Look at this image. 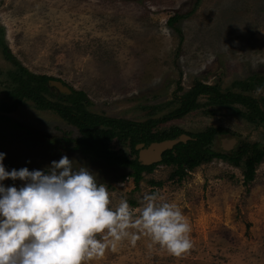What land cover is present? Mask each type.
Returning <instances> with one entry per match:
<instances>
[{
	"label": "rangeland",
	"instance_id": "rangeland-1",
	"mask_svg": "<svg viewBox=\"0 0 264 264\" xmlns=\"http://www.w3.org/2000/svg\"><path fill=\"white\" fill-rule=\"evenodd\" d=\"M191 7L192 0H0V44L30 72L82 90L87 108L108 116L159 118L194 79L221 91H242L232 83L251 75L255 86L243 91L264 98V0H199L176 23L179 36L166 20ZM11 67L0 53V95ZM8 115L30 131L27 140L36 143L33 132L49 140L52 154H9L3 161L7 171L18 162L29 171L47 172L52 161L67 155L74 169L88 168L107 187L113 208L125 199L133 200L135 205H129L136 210L145 195L157 194L176 204L190 222L193 248L187 255L170 256L141 236L134 246L124 241L115 250L107 248L89 264H264V157L247 185L239 168L213 158L178 182L167 178L171 166L156 164L134 188L127 167L73 151L64 138L76 130L56 114L25 101ZM209 125L230 132L215 136L212 146L220 152L222 139L230 137L236 139L230 150L240 138L264 147L261 128L225 106H203L157 127L193 133ZM148 179L161 184L150 186ZM0 183L19 188L24 182Z\"/></svg>",
	"mask_w": 264,
	"mask_h": 264
},
{
	"label": "trees",
	"instance_id": "trees-1",
	"mask_svg": "<svg viewBox=\"0 0 264 264\" xmlns=\"http://www.w3.org/2000/svg\"><path fill=\"white\" fill-rule=\"evenodd\" d=\"M198 2L199 0H192V7L187 12L183 14L176 12L167 18L166 24L177 35L180 36L181 32L176 23L190 15ZM1 44L0 53L12 66L6 71V84L0 95V152L5 153V157L9 154H16L17 158L27 156L29 153L31 157L40 153L52 154L51 145H47L49 140L44 139L45 137L37 132L31 135L37 138L36 143L27 140L30 131L8 115L16 111L25 101H30L35 109L50 111L66 124L74 127L75 135L64 138L66 143H71L73 151L91 160H101L106 164L127 167L129 169L127 175L132 178L134 188H137L142 174L151 172L156 164L171 166L167 178L178 182L194 167L207 163L213 158L221 159L239 168L241 182L244 185L254 179L255 168L264 157V147L258 141L240 138L232 150L221 153L212 146V142L215 136L230 132L220 126L209 125L193 133L174 126H168L167 129L157 127L159 124L181 118L188 112L203 106H225L247 123L259 126L260 134L264 138V98H255L243 91L254 88L253 76L250 75L247 80L232 83L233 86L240 87L242 91L230 89L221 91L215 84L209 85L194 79L187 90L173 97L177 104L163 116L136 121L89 110L87 108L89 100L82 90H75L56 77L30 72L11 54L6 45ZM49 79L61 81L69 87L71 93L66 96L55 95L46 86V81ZM202 96L204 100L201 101ZM181 133L190 136L191 139L184 143L178 142L170 149L163 151L158 163L141 165L137 162L134 149L136 144L142 143L145 146L152 141L174 138ZM42 138L46 141L43 145L37 146ZM16 163H13V167L11 166L13 169L19 170L26 167ZM147 182L150 186L161 184L160 181L153 179H148ZM128 203L131 206L135 205L133 200H128Z\"/></svg>",
	"mask_w": 264,
	"mask_h": 264
},
{
	"label": "clouds",
	"instance_id": "clouds-1",
	"mask_svg": "<svg viewBox=\"0 0 264 264\" xmlns=\"http://www.w3.org/2000/svg\"><path fill=\"white\" fill-rule=\"evenodd\" d=\"M0 152V264H89L124 241L141 236L173 257L193 248L191 225L174 203L145 195L133 210L121 199L113 208L110 193L86 167L74 169L63 155L47 172L27 167L7 171ZM98 237H100L98 239Z\"/></svg>",
	"mask_w": 264,
	"mask_h": 264
},
{
	"label": "water",
	"instance_id": "water-1",
	"mask_svg": "<svg viewBox=\"0 0 264 264\" xmlns=\"http://www.w3.org/2000/svg\"><path fill=\"white\" fill-rule=\"evenodd\" d=\"M46 86L56 95L66 96L71 93L69 87L59 80L49 79L46 81ZM189 139H191L190 136L181 133L174 138L152 141L145 146L142 143H138L134 146V149L137 150V162L141 165H150L153 163H157L160 161L163 151L170 149L178 142L184 143ZM234 142H236V139L234 137H230L228 139L223 138L222 144L224 143L225 145L221 146V153L230 151V149L232 148V143Z\"/></svg>",
	"mask_w": 264,
	"mask_h": 264
},
{
	"label": "flooded vegetation",
	"instance_id": "flooded-vegetation-1",
	"mask_svg": "<svg viewBox=\"0 0 264 264\" xmlns=\"http://www.w3.org/2000/svg\"><path fill=\"white\" fill-rule=\"evenodd\" d=\"M136 160H137V150H136Z\"/></svg>",
	"mask_w": 264,
	"mask_h": 264
}]
</instances>
